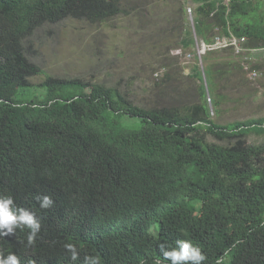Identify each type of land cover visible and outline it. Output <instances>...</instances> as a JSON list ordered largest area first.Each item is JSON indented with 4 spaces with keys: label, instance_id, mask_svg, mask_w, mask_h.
I'll list each match as a JSON object with an SVG mask.
<instances>
[{
    "label": "trees",
    "instance_id": "16d2710c",
    "mask_svg": "<svg viewBox=\"0 0 264 264\" xmlns=\"http://www.w3.org/2000/svg\"><path fill=\"white\" fill-rule=\"evenodd\" d=\"M192 1L199 39L256 51L207 53L211 95L240 72L263 74L264 6ZM147 2L0 0V264H264V144L246 139L264 134V117L215 123L195 61L199 91L171 70L147 106L79 78L46 75L44 97L31 94L38 30L106 24Z\"/></svg>",
    "mask_w": 264,
    "mask_h": 264
},
{
    "label": "rangeland",
    "instance_id": "374dc122",
    "mask_svg": "<svg viewBox=\"0 0 264 264\" xmlns=\"http://www.w3.org/2000/svg\"><path fill=\"white\" fill-rule=\"evenodd\" d=\"M253 2L264 6V0ZM147 3L148 7L136 14L102 25L66 20L38 30L30 40L29 46L35 51L30 59L41 67L43 75L30 79L35 87L31 94L43 98L45 90L39 86L50 75L119 86L135 102L147 106L152 85L171 70L179 73L181 70L190 90L200 89L198 79H187L194 64L188 56L193 53L184 54L180 47L182 27L191 26L188 9L193 10L196 5L192 0H148ZM259 65L264 69V61L262 64L259 61ZM247 72L222 81L221 91L212 95L216 103L220 100L219 106H212L211 118L215 123L227 125L264 117V73L252 77L250 70ZM208 139L217 142L212 137ZM246 139L249 144H264V134L252 133Z\"/></svg>",
    "mask_w": 264,
    "mask_h": 264
},
{
    "label": "built area",
    "instance_id": "2783aa9c",
    "mask_svg": "<svg viewBox=\"0 0 264 264\" xmlns=\"http://www.w3.org/2000/svg\"><path fill=\"white\" fill-rule=\"evenodd\" d=\"M188 13H189V16L191 18V32H192V36H193L194 43H195V52L193 55H189L188 58L192 57L193 60L197 64L199 73L201 75L200 77L202 80V84H203V87L205 90V98H206L207 104L209 106V110L213 114L212 95L210 93V89H209V85H208L204 57L207 55V53L219 51V50L226 49V48L233 49L236 55L246 54L249 56V53H255L256 51L244 49L243 44L246 42V39H244V38L238 39L234 36L215 37L212 43L206 44L203 40L199 39L197 34H196L195 25H194L193 18H192L191 8L188 9ZM249 60H251L250 57H249ZM251 75H252V77L257 76L256 73H252Z\"/></svg>",
    "mask_w": 264,
    "mask_h": 264
}]
</instances>
